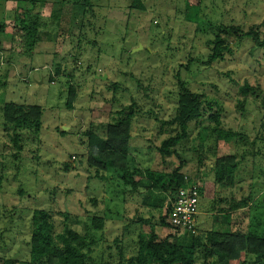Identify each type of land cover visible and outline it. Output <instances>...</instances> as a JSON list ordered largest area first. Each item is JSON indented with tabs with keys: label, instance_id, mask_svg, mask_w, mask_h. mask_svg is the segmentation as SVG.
Returning <instances> with one entry per match:
<instances>
[{
	"label": "rangeland",
	"instance_id": "rangeland-1",
	"mask_svg": "<svg viewBox=\"0 0 264 264\" xmlns=\"http://www.w3.org/2000/svg\"><path fill=\"white\" fill-rule=\"evenodd\" d=\"M90 2L91 7L79 0L43 2L37 13L42 28L35 53L14 57L10 25L27 22L32 6L23 0H0V28L7 26L0 32V258L29 261L37 210L53 215L56 238L73 232L85 239L87 264H118L121 253L128 262L141 232L174 235L161 223L164 208L145 207L144 196L126 192L114 171L90 166L86 135L90 129L104 135L118 112L135 105L134 152L144 165L142 172L158 165V149L172 134L162 122L176 115L179 79L205 105L203 120L190 123L188 139L177 148L180 156L172 159L200 191V219L206 224L199 234L206 240L211 232L239 227L262 232L264 50L244 35L253 29L264 40V0H140L143 10L134 8L131 0ZM195 12L196 21L189 22L188 15ZM218 28L228 29L227 34ZM218 35L232 52L225 61L208 66L210 44ZM247 83L254 93L243 112L238 108L240 87ZM70 91L76 95L71 108ZM10 103L17 111L29 106L43 110L41 131L37 137L22 136L21 152L4 126L3 110ZM216 113L222 115L224 129L243 134L248 142L232 140L218 150L214 139L207 140ZM199 152L205 167L199 165ZM245 152L249 156L235 171V187L220 190L209 168L213 156L238 154L240 160ZM97 171L105 181L96 178ZM140 183L146 184V176ZM232 197H251L250 208L221 213L228 202L219 201ZM96 216L106 218L103 232L93 229ZM244 262L249 264L247 256Z\"/></svg>",
	"mask_w": 264,
	"mask_h": 264
},
{
	"label": "trees",
	"instance_id": "trees-1",
	"mask_svg": "<svg viewBox=\"0 0 264 264\" xmlns=\"http://www.w3.org/2000/svg\"><path fill=\"white\" fill-rule=\"evenodd\" d=\"M23 1L31 4L32 8L28 11L27 16H30V18L27 17L29 18L26 20L27 22L10 25L14 29L11 38V51L14 57L18 53H23V56L33 55L40 42L39 30L42 28V22L41 15L37 13L41 4L46 0ZM75 1L78 3V0ZM79 1L84 6L91 7L90 0ZM131 2L134 8L143 10L140 0H131ZM194 14L192 16L188 15L187 20L189 22L196 21L197 12ZM5 28L7 26H2L0 32L3 33ZM218 32L227 34L228 29L218 28ZM244 36L246 39L254 41L257 49L264 50V40H261L258 32L252 29ZM210 45L212 46L211 54L206 62L208 66L225 61L226 55L232 52L229 44L220 35ZM240 88L241 99L238 108L245 112L248 100L251 94L254 93V88L248 83ZM69 94L71 99L68 107L71 108L70 105L76 95L73 91H70ZM204 111L205 105L201 96L191 93L186 83L179 79L176 115L170 121L162 122V127L164 129L169 128L167 131H171L172 134L161 143L157 155L159 160L157 164L170 169V171L160 170L158 165H153L148 169L145 168L146 170L142 172L144 165L134 152L131 133L132 121L137 113L135 105L118 112V117L106 126L104 135H100L92 129L88 131L86 137L90 149V166L98 167L103 171H114L123 180L124 190L131 196L137 194L141 197L144 196L142 200H147L146 206L148 208L153 210H163L164 208L166 211L161 223L164 227H169L174 234L159 237L154 231L147 234L139 233L135 255L127 262L121 253V261L118 264H197L198 259H202L203 264H246V261L244 262L245 256L249 258V264H264V230L262 232H243L239 227L227 233L211 232L204 240L200 234L197 236L183 235L181 232L174 231L169 225L170 198L173 200L179 190L187 186L196 187L197 184L195 180H192L191 184L190 180L185 178V174L181 172L182 166L175 168L172 159L174 156L179 155L177 148L179 149L188 139L192 131L190 123L203 120ZM42 116L43 110L39 106H29L17 111L15 105L10 103L4 108V126L14 135L11 141L16 151L21 152L23 149L22 136L24 134L38 136L42 129ZM221 118L223 117L219 113L211 117L215 120V126L207 137V140L209 138L215 140L218 150L224 146L227 147L232 140L237 142L240 140L239 144L248 142V138L244 137L243 134L224 129L221 126ZM202 133L200 132L199 136H202ZM247 156L249 155L246 152L240 157V160L238 154L223 157L216 153L213 156L215 157V163L209 168L210 171L214 172L215 182L220 190L235 187V171L242 162L246 161ZM146 157H148L147 154ZM204 162L205 157L199 152V165L205 167ZM201 170L200 168V171L197 172V177L201 175ZM99 174L100 172L97 171L96 178L105 181V177ZM144 176H146V184L141 186L140 179ZM162 195L164 199H162ZM157 196H160V198ZM250 198L248 200H251ZM246 199L243 198L237 201V198L232 197L229 201H226V199L219 201L224 204L228 202L226 203L228 207L221 210V213L228 214L250 208V204ZM160 200L163 204H160ZM64 215L67 216V214ZM93 220L94 231L103 232L106 226V218L96 216ZM139 220V223L150 222L143 219ZM55 228L51 213L45 210L35 211L32 218L29 261L23 262L0 258V264H41L44 262L47 264H87L86 253H84L85 239L73 232L59 235L56 238ZM210 260L213 261L210 262Z\"/></svg>",
	"mask_w": 264,
	"mask_h": 264
},
{
	"label": "built area",
	"instance_id": "built-area-1",
	"mask_svg": "<svg viewBox=\"0 0 264 264\" xmlns=\"http://www.w3.org/2000/svg\"><path fill=\"white\" fill-rule=\"evenodd\" d=\"M200 191L195 186H187L177 192L171 201L168 215L169 225L183 235L199 234Z\"/></svg>",
	"mask_w": 264,
	"mask_h": 264
},
{
	"label": "crops",
	"instance_id": "crops-1",
	"mask_svg": "<svg viewBox=\"0 0 264 264\" xmlns=\"http://www.w3.org/2000/svg\"><path fill=\"white\" fill-rule=\"evenodd\" d=\"M189 182L192 184V179ZM145 207H148V206L145 205ZM205 224H206V220L200 219V215H199V228H202V226Z\"/></svg>",
	"mask_w": 264,
	"mask_h": 264
}]
</instances>
